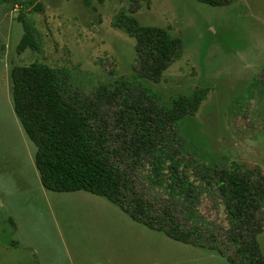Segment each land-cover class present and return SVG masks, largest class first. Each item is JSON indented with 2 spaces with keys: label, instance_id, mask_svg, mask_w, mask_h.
Masks as SVG:
<instances>
[{
  "label": "rangeland",
  "instance_id": "obj_1",
  "mask_svg": "<svg viewBox=\"0 0 264 264\" xmlns=\"http://www.w3.org/2000/svg\"><path fill=\"white\" fill-rule=\"evenodd\" d=\"M102 1L0 0V264H228L217 252L132 221L103 197L46 191L35 166L37 148L14 113L10 73L45 64L93 97L135 75L136 40L115 26L118 18L166 30L182 42V54L160 83L144 84L167 106L203 92L197 114L179 124L189 146L220 165L264 174V0L219 8L195 0ZM22 17L38 50L19 55ZM100 107L109 116L115 112L106 102ZM149 188L154 198L165 195L161 186ZM199 212L217 236L226 233L215 198L204 196ZM17 237L22 244L10 245ZM258 243L264 257V231Z\"/></svg>",
  "mask_w": 264,
  "mask_h": 264
},
{
  "label": "trees",
  "instance_id": "obj_2",
  "mask_svg": "<svg viewBox=\"0 0 264 264\" xmlns=\"http://www.w3.org/2000/svg\"><path fill=\"white\" fill-rule=\"evenodd\" d=\"M195 1L219 8L232 0ZM35 9L40 12L41 5ZM20 22L25 33L17 53L36 52L35 31L24 17ZM115 26L136 40L135 75L101 88L96 96H84L63 70L45 64L11 70L14 113L37 148L35 166L43 188L103 197L132 221L217 252L228 264H264L258 243L264 231V174L220 165L189 146L179 124L197 114L203 92L167 106L144 84L160 83L181 56L182 42L166 30L140 27L134 19L118 18ZM101 101L115 109L112 116L103 112ZM154 186L164 188L165 195L147 193ZM206 195L224 209L229 228L223 236L200 216Z\"/></svg>",
  "mask_w": 264,
  "mask_h": 264
},
{
  "label": "crops",
  "instance_id": "obj_3",
  "mask_svg": "<svg viewBox=\"0 0 264 264\" xmlns=\"http://www.w3.org/2000/svg\"><path fill=\"white\" fill-rule=\"evenodd\" d=\"M71 194V193H70ZM35 201H37L36 199H34ZM34 205H36L37 206V202H35L34 203ZM10 221L12 222V224L14 223L13 221V219H10ZM14 225H15V223H14ZM22 242H23V240H21L20 238H16V240H14V241H11V244L10 245H12V246H17V245H19L20 243L22 244ZM132 264V263H131Z\"/></svg>",
  "mask_w": 264,
  "mask_h": 264
}]
</instances>
